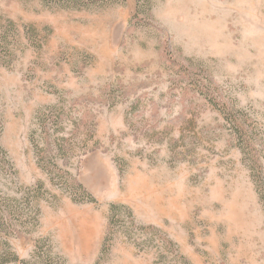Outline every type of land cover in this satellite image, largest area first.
Returning <instances> with one entry per match:
<instances>
[{
	"label": "rangeland",
	"instance_id": "obj_1",
	"mask_svg": "<svg viewBox=\"0 0 264 264\" xmlns=\"http://www.w3.org/2000/svg\"><path fill=\"white\" fill-rule=\"evenodd\" d=\"M0 210L9 264H264V0H0Z\"/></svg>",
	"mask_w": 264,
	"mask_h": 264
},
{
	"label": "trees",
	"instance_id": "obj_2",
	"mask_svg": "<svg viewBox=\"0 0 264 264\" xmlns=\"http://www.w3.org/2000/svg\"><path fill=\"white\" fill-rule=\"evenodd\" d=\"M75 184L77 185V187L80 190H83L84 191V189H83V187H82L81 184H79V183H75ZM259 184H262V183H259ZM119 208H125L126 209V207H124V206L111 205L110 206V209H109L110 216L112 217V215L115 214L114 212L117 209H119ZM128 213H129L128 214L129 217L132 218V215H131L130 211ZM10 215L11 214L8 211H2V210H0V230L5 225H9L10 226L11 221L7 222L9 220V218H10ZM111 221H110V223H111ZM110 223H109V228H110ZM9 250H10V247H9V244L6 241V239H3V238L0 237V264H9V263L15 261L16 257L13 254H11L9 252ZM3 251H5L6 253H3Z\"/></svg>",
	"mask_w": 264,
	"mask_h": 264
}]
</instances>
